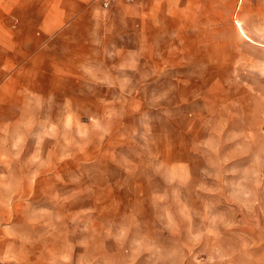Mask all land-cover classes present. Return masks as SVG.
<instances>
[{"label": "rangeland", "instance_id": "rangeland-1", "mask_svg": "<svg viewBox=\"0 0 264 264\" xmlns=\"http://www.w3.org/2000/svg\"><path fill=\"white\" fill-rule=\"evenodd\" d=\"M142 1L132 86L0 113V264H264V0Z\"/></svg>", "mask_w": 264, "mask_h": 264}, {"label": "crops", "instance_id": "crops-1", "mask_svg": "<svg viewBox=\"0 0 264 264\" xmlns=\"http://www.w3.org/2000/svg\"><path fill=\"white\" fill-rule=\"evenodd\" d=\"M145 8L142 0L108 9L96 0H0V90H13L0 113L20 125L35 112L63 111L65 89L132 86L126 74L146 69ZM246 79L237 86L252 87Z\"/></svg>", "mask_w": 264, "mask_h": 264}, {"label": "built area", "instance_id": "built-area-1", "mask_svg": "<svg viewBox=\"0 0 264 264\" xmlns=\"http://www.w3.org/2000/svg\"><path fill=\"white\" fill-rule=\"evenodd\" d=\"M103 9H108L115 0H96ZM126 3H133L135 0H123Z\"/></svg>", "mask_w": 264, "mask_h": 264}, {"label": "clouds", "instance_id": "clouds-1", "mask_svg": "<svg viewBox=\"0 0 264 264\" xmlns=\"http://www.w3.org/2000/svg\"><path fill=\"white\" fill-rule=\"evenodd\" d=\"M63 259L67 260V259H68V257H63Z\"/></svg>", "mask_w": 264, "mask_h": 264}]
</instances>
